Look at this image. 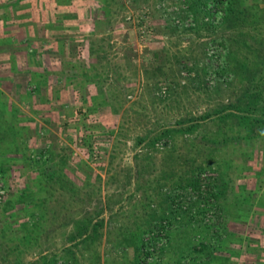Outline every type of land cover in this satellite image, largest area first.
Masks as SVG:
<instances>
[{
	"label": "rangeland",
	"instance_id": "374dc122",
	"mask_svg": "<svg viewBox=\"0 0 264 264\" xmlns=\"http://www.w3.org/2000/svg\"><path fill=\"white\" fill-rule=\"evenodd\" d=\"M260 78L264 0H0V264H264Z\"/></svg>",
	"mask_w": 264,
	"mask_h": 264
},
{
	"label": "trees",
	"instance_id": "16d2710c",
	"mask_svg": "<svg viewBox=\"0 0 264 264\" xmlns=\"http://www.w3.org/2000/svg\"><path fill=\"white\" fill-rule=\"evenodd\" d=\"M247 12H248V6H242V5L238 6V5H236L235 2L234 3L231 2L229 5V15H228L229 18L227 19L229 21V23H228L229 26L230 25L234 26L235 23H237L240 18L246 16ZM230 15H231V17H230ZM259 65H261V64L259 63ZM239 67L241 68V70L244 69V64L240 62ZM261 67H263V66L262 65L259 66L260 69H261ZM252 78H254V74H251V76L249 77V80H253ZM257 82L258 83L255 82L256 84L254 83L253 85L259 86L260 88H258L257 90L253 89V90H251V92L248 93L251 98H249V100H246L244 105L239 106V104H237V103H230L227 106L232 107L233 109H237L239 112V115L242 117H246L250 120L257 121L259 123H264V94H263L264 92L261 93V91L264 90V79L260 78V80ZM230 111H232V110L230 109ZM229 113H232V112H229ZM207 115H208V113H205V115H203V117L207 116ZM53 176H54V174H53ZM59 180H60V182L61 181L64 182V184H67V183L69 184V182H71L70 179H68V178H64V180H61L59 178ZM194 184L196 186H198V185L200 186L201 182L196 180V182ZM67 190H69L72 198H74L77 195V192H76L77 190H76V188L73 187V185L69 184ZM25 196L28 197V195H26V194H25ZM20 198H22V195L20 196ZM44 211H46V209ZM56 211L57 210H55V212ZM51 213H53V211H51ZM57 214L58 213H54V215L53 214L52 215L55 218ZM96 225H97L96 221H93L91 218H88V219H86L83 226L81 225V226H79V228L81 229L82 233H87L89 230H92V228H95ZM161 226L163 227V225H161ZM79 228L76 227L75 230H78ZM219 228H220V230H219ZM80 229H79V231H80ZM214 232H216L217 238L218 237L221 238L223 233H226V235L230 236V237L235 235L234 232H228L226 230L225 226L219 227L216 224L214 226ZM216 243L221 244L222 240H216V241H214V240H212V241L201 240L199 243V246L202 248V250L206 251V253H211V251L213 249H216V246H215ZM196 246L197 245H194V248ZM231 252L235 253V250H232Z\"/></svg>",
	"mask_w": 264,
	"mask_h": 264
},
{
	"label": "built area",
	"instance_id": "2783aa9c",
	"mask_svg": "<svg viewBox=\"0 0 264 264\" xmlns=\"http://www.w3.org/2000/svg\"><path fill=\"white\" fill-rule=\"evenodd\" d=\"M182 7H184V4H182ZM172 16H174V21L176 23H178L179 25H181V24L188 25L191 22V18L188 19V17L186 20H182L179 17H177L176 14L174 15V13L172 14ZM189 17H191V16L189 15ZM161 92H163V93L165 92V86L161 87ZM6 192H7V187L5 184H3V180L0 178V204L2 203V200H3Z\"/></svg>",
	"mask_w": 264,
	"mask_h": 264
},
{
	"label": "crops",
	"instance_id": "0c3cea01",
	"mask_svg": "<svg viewBox=\"0 0 264 264\" xmlns=\"http://www.w3.org/2000/svg\"><path fill=\"white\" fill-rule=\"evenodd\" d=\"M31 26L33 25V24H30ZM30 25H28V27L27 26H25V27H20L19 29H20V31H22V33H25V32H28L29 30H30ZM22 33H21V35H22ZM25 41H22V42H20L15 48H17V47H19V48H22V49H24L23 48V44L22 43H24ZM9 47H12V46H8V47H6V48H9ZM38 48V47H37ZM45 49H48L49 51H53L54 49H53V47H46ZM68 51V49L66 50V52ZM71 61H73V60H71ZM55 62H57L56 60H54V62H52V64H51V67H57V63H55ZM33 67L34 68H36V67H39L37 64L35 65V64H33ZM21 69L23 70V69H25V67L23 66V67H21ZM27 88H28V85H27Z\"/></svg>",
	"mask_w": 264,
	"mask_h": 264
}]
</instances>
